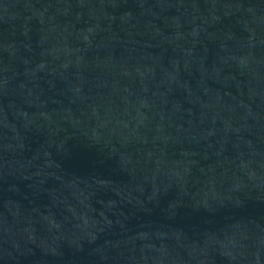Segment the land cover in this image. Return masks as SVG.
Instances as JSON below:
<instances>
[{
  "label": "water",
  "instance_id": "water-1",
  "mask_svg": "<svg viewBox=\"0 0 264 264\" xmlns=\"http://www.w3.org/2000/svg\"><path fill=\"white\" fill-rule=\"evenodd\" d=\"M0 264H264V0H0Z\"/></svg>",
  "mask_w": 264,
  "mask_h": 264
}]
</instances>
